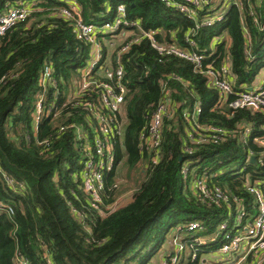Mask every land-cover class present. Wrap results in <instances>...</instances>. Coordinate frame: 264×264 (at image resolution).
Returning <instances> with one entry per match:
<instances>
[{
	"label": "trees",
	"instance_id": "trees-1",
	"mask_svg": "<svg viewBox=\"0 0 264 264\" xmlns=\"http://www.w3.org/2000/svg\"><path fill=\"white\" fill-rule=\"evenodd\" d=\"M172 1L0 0V8L33 3L29 18L0 36V264H18V258L26 264H150L167 232L178 225L183 231L197 221L200 227L193 235L214 236L203 247L216 249L220 244L216 227L227 217L232 222L238 202L255 213L254 196L246 184L262 182L264 194V166L246 159L248 151L257 156L261 150L253 138L264 134V113L233 110L226 104L214 107L220 95L204 74L188 60L159 54L146 38L121 55L127 89L124 127L122 139L112 143L114 160L104 171L99 208L82 189L84 155L75 126L88 130L92 118L76 99H67V85L89 58V49L73 34L70 22L58 15L67 4L78 7L84 22L98 25L111 19L122 4L126 17L152 31L160 42L173 39L185 45L189 33L203 55L204 69L228 60L236 91L264 68V27L260 29L264 0L259 5L255 0H200L195 18L166 4ZM224 3L223 17L195 27L197 19L222 10ZM220 35L212 49L211 41ZM45 62L56 73L55 103L63 108L55 117L42 118L35 128L36 83ZM52 90L46 93L48 99ZM166 99L160 142L153 148L144 144V136L152 113ZM69 123L75 126L60 129ZM243 125L252 126L246 143L241 140ZM209 126L226 132L215 139ZM124 163L139 169L141 179L127 204L109 210L117 197V169ZM184 165L195 174L206 172L208 181L226 193L227 203H202L188 188ZM200 254L194 260L188 255L178 264H204Z\"/></svg>",
	"mask_w": 264,
	"mask_h": 264
},
{
	"label": "built area",
	"instance_id": "built-area-1",
	"mask_svg": "<svg viewBox=\"0 0 264 264\" xmlns=\"http://www.w3.org/2000/svg\"><path fill=\"white\" fill-rule=\"evenodd\" d=\"M201 3L203 1L200 0L166 2L168 6L173 5L176 10L184 12L191 18L197 16L195 7ZM257 4L259 5V0H255V5ZM32 5L33 3L17 2L16 4H6L0 8V36L11 30L17 23L29 18L33 11ZM253 12L250 11V14L254 16V21L257 23ZM58 15L70 22L73 34L82 40L89 49V58L77 70V77L67 85V99H76L81 108L88 111V117H91L92 121L88 123V130H83L82 126H75L73 123H69L67 126L62 125L60 129L75 126L76 135L82 140L81 148L84 155L82 189L95 208H99V204L102 202V194L105 189L104 171L111 168L114 160L113 140L115 138L122 139L124 127V120L121 118L122 104L127 89L123 82L124 69L121 55L128 50L131 44L146 38L151 47L159 54L170 53L191 62L194 70L204 74L208 84L218 91L220 99L214 107L226 104L233 110L248 109L251 112L264 113V68L256 74L261 77L259 83L242 85L241 89L236 91L232 86V75L227 59L223 60L220 67L210 64L204 69L202 67L203 55L196 50L197 43L189 33L184 36L185 45L173 39L170 42H160L152 31L145 30L137 20L128 19L126 8L122 4L117 6L115 15L111 19L104 20L100 25L84 22L74 3H69L60 9ZM224 15L225 10H220L210 16L201 17L196 20L195 27L197 24L203 27L208 26ZM260 26V29L263 28L264 23H261ZM222 37L223 35L216 36L211 41L212 49ZM117 40H121V42L118 43ZM36 84L38 93L32 112L35 128L42 118L55 117L63 108L55 103L58 98L59 85L50 62H45L42 66ZM52 88L53 95L48 99L46 93ZM65 105L64 103L63 106ZM199 110L200 107L197 103L195 111ZM167 111V99L163 102L160 101L150 117L148 134L144 136L145 145L150 144L153 148L158 147L162 118ZM261 129L264 130V124ZM208 130L215 134V139H220L226 132L215 126H209ZM251 131L252 126L243 125L241 132L243 143L247 142ZM253 142L261 150L257 156L252 151H248L246 160L254 156V160L264 166V134L254 136ZM152 159L156 160V155ZM182 169L183 177L188 180L189 190L202 203L207 205L227 203L226 193L208 181L206 172L195 174L194 169L189 170L186 165ZM244 169L245 167L241 169V172ZM215 175L213 174L211 177ZM261 183L254 181L246 184L247 191L254 196L255 213H248L238 202L233 212L232 222L227 217L217 225L220 244L216 249L203 247L206 246L207 240L213 241L215 237L211 236L207 239L204 236H194L191 232L200 227L199 223L197 221L189 222L184 228L188 231V237L178 239L172 244L173 252L171 251L164 258L163 264H178L186 249H188L191 260L196 258L198 251H207L209 255L213 252L217 255L213 264H262L264 262V194L260 188ZM232 256L235 257L233 261ZM205 261L202 260L203 263ZM17 263L26 264L21 258L17 259Z\"/></svg>",
	"mask_w": 264,
	"mask_h": 264
},
{
	"label": "rangeland",
	"instance_id": "rangeland-1",
	"mask_svg": "<svg viewBox=\"0 0 264 264\" xmlns=\"http://www.w3.org/2000/svg\"><path fill=\"white\" fill-rule=\"evenodd\" d=\"M223 11L226 10L227 4L224 3L222 5ZM220 12V11H219ZM216 13V12H215ZM116 42V39H115ZM118 43L121 42V40H117ZM118 178L116 179V191H117V197L115 201L109 206V210H113L116 208H119L123 206L122 204L128 202L131 199L132 190L137 187V185L140 182L141 175L139 172V169H129L126 164H120V166L117 169ZM125 205V204H124ZM180 225L174 227L172 230L167 232L165 240L161 247L153 254V256L150 259V264H163L164 258L172 251L173 252V246L172 244L177 242L178 239H183L184 236L188 233L186 229L179 230ZM217 228V227H216ZM193 234V232H191ZM202 237V236H197ZM188 256V249H186L182 253L181 259H185ZM200 256L205 261V264H213V260H208L210 255L208 252H201ZM235 259L234 256H232V261Z\"/></svg>",
	"mask_w": 264,
	"mask_h": 264
},
{
	"label": "crops",
	"instance_id": "crops-1",
	"mask_svg": "<svg viewBox=\"0 0 264 264\" xmlns=\"http://www.w3.org/2000/svg\"><path fill=\"white\" fill-rule=\"evenodd\" d=\"M262 70V69H261ZM261 70H259V72L261 71ZM232 77H233V75H232ZM261 77H259L258 75H255L254 76V78H253V80L249 83V84H245V85H255V84H257V83H259L261 80ZM231 80L233 81V79L231 78ZM131 200V199H130ZM129 200V201H130ZM128 201V202H129ZM128 202H126V203H124V204H127ZM124 204H122V205H124ZM216 254H215V252H213L212 254H210V257H209V259L208 260H214L215 258H216ZM205 264V263H204Z\"/></svg>",
	"mask_w": 264,
	"mask_h": 264
},
{
	"label": "water",
	"instance_id": "water-1",
	"mask_svg": "<svg viewBox=\"0 0 264 264\" xmlns=\"http://www.w3.org/2000/svg\"><path fill=\"white\" fill-rule=\"evenodd\" d=\"M249 89L251 88V87H248ZM249 161L251 162V163H254V156H251L250 158H249Z\"/></svg>",
	"mask_w": 264,
	"mask_h": 264
}]
</instances>
